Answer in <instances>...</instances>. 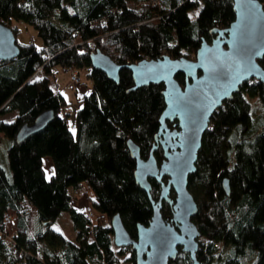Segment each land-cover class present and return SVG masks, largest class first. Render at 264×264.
I'll use <instances>...</instances> for the list:
<instances>
[{"label":"trees","instance_id":"trees-1","mask_svg":"<svg viewBox=\"0 0 264 264\" xmlns=\"http://www.w3.org/2000/svg\"><path fill=\"white\" fill-rule=\"evenodd\" d=\"M264 6V0H260ZM198 7L194 16L191 11ZM235 18L232 0H0V20L32 25L41 45L16 43L19 53L0 58V138L8 137L9 169L0 164V264H135L130 246H116L111 218L118 216L132 237L138 224H148L152 205L134 177L135 159L127 140L149 154L165 106L162 83L133 84L127 67L118 82L91 65L96 48L118 63H133L161 54L193 58L213 28ZM264 68V55L258 59ZM85 68L92 79L80 97L76 124L68 125V105L47 76L51 65ZM181 85L183 73L176 75ZM52 119L16 142V132L44 110ZM176 120L167 125L176 127ZM163 158L159 145L153 151ZM49 154L53 172L45 175L42 156ZM188 188L197 205L192 216L201 232L199 264H264V84L251 77L232 98L224 99L202 134ZM226 177L230 192L222 186ZM152 198L160 183L148 178ZM166 181V176L163 177ZM85 186L88 209L74 205ZM170 196H174L173 188ZM92 209V210H91ZM63 211L76 230L74 239L52 226ZM169 217L172 206L162 201ZM8 215L9 218L5 219ZM169 264H192L187 253Z\"/></svg>","mask_w":264,"mask_h":264},{"label":"water","instance_id":"water-1","mask_svg":"<svg viewBox=\"0 0 264 264\" xmlns=\"http://www.w3.org/2000/svg\"><path fill=\"white\" fill-rule=\"evenodd\" d=\"M235 18L224 28H213L214 37L203 39L193 58L161 54L133 63H118L99 48L90 54L91 65L118 82L119 70L127 67L133 84L128 89L149 83H162L161 93L165 106L159 116V129L149 154L143 158L139 146L131 139L127 145L135 159L134 177L144 189L152 205L148 224H138L137 235L132 237L118 216L111 218L113 241L116 246H130L135 264H168L175 258L178 246L189 252L192 264L196 257L201 232L192 216L197 213V202L188 188V176L196 170L198 149L202 134L213 111L239 90L240 84L254 77L264 84V68L258 59L264 55V6L260 0H232ZM19 53L16 36L10 26L0 20V58L14 57ZM185 76L181 85L176 78ZM53 110L39 113L31 123L24 122L16 132V142L42 129L53 117ZM176 120L175 128L167 120ZM161 145L160 163L154 149ZM166 176V181L163 177ZM149 177L160 183L156 199L150 194ZM227 194L228 179L222 180ZM173 188L175 195L170 196ZM172 206L170 218L161 213L162 201Z\"/></svg>","mask_w":264,"mask_h":264},{"label":"rangeland","instance_id":"rangeland-1","mask_svg":"<svg viewBox=\"0 0 264 264\" xmlns=\"http://www.w3.org/2000/svg\"><path fill=\"white\" fill-rule=\"evenodd\" d=\"M198 10L196 7L194 10L191 11V15L194 16ZM18 25V30L16 31V38L19 42H28L32 41L36 45H41L42 40L37 35L35 28L27 24L25 22L19 21L15 22ZM80 74V82L74 83L70 80V75L68 72L63 70V67L58 64L51 65V71H45L42 69L39 71L38 76H47L50 81V85L56 90L60 91L66 101L69 108L68 114V125L69 127L74 130L76 124V109L81 105L80 97L83 93L87 92L92 84V79L87 75V71L85 68L77 69ZM15 117V111H12L7 114H0V119L9 121ZM11 142V139L8 137L0 138V164L5 168L9 169L8 165V158H7V148ZM42 165L44 167L45 175L47 177L53 172V160L51 155L45 154L42 156ZM85 186H81L77 190L72 188L73 192H76L78 197L75 199L77 200L76 205L79 207L84 206V210L88 209V199L87 194L85 193L84 189ZM92 210V209H91ZM93 212V210H92ZM93 217V215H92ZM52 226L57 230L61 231L66 237L70 239H74L76 236V230L73 226V221L69 216L68 212L63 211L61 212L56 219L53 221ZM129 255V251H126L121 256V263L122 264H131L130 261L127 260Z\"/></svg>","mask_w":264,"mask_h":264},{"label":"built area","instance_id":"built-area-1","mask_svg":"<svg viewBox=\"0 0 264 264\" xmlns=\"http://www.w3.org/2000/svg\"><path fill=\"white\" fill-rule=\"evenodd\" d=\"M153 1H157V0H153ZM63 70L69 73L70 80L72 82H74V83L80 82L81 78H80V74H79V71L77 70V68H75L73 66H63ZM68 111H69V108H68ZM76 202H77V200L74 201V205L76 207H78V209L84 210V206L83 207H79L78 205H76ZM87 214H88L89 217H91L92 216V211L88 210ZM8 218H9V216L6 215L5 219H8Z\"/></svg>","mask_w":264,"mask_h":264},{"label":"flooded vegetation","instance_id":"flooded-vegetation-1","mask_svg":"<svg viewBox=\"0 0 264 264\" xmlns=\"http://www.w3.org/2000/svg\"><path fill=\"white\" fill-rule=\"evenodd\" d=\"M172 128H175V126L174 127H172ZM172 197V196H171ZM174 197V196H173ZM171 205V204H170ZM171 216V215H170ZM170 216L169 217H166V218H170ZM202 238V236H201V234H200V236L197 238V240H198V249L200 248V244H199V241H200V239ZM198 249H197V251H196V257H197V252H198ZM183 253H187L188 254V256H189V252H187V251H185V250H182L181 249V246H178V252H177V255H176V257L175 258H172V259H170L169 260V262L170 261H172V260H175V259H179L180 258V256L181 255H183ZM190 257V256H189ZM197 259H198V257H197ZM169 262H168V264H169ZM198 262H199V260H198Z\"/></svg>","mask_w":264,"mask_h":264},{"label":"crops","instance_id":"crops-1","mask_svg":"<svg viewBox=\"0 0 264 264\" xmlns=\"http://www.w3.org/2000/svg\"><path fill=\"white\" fill-rule=\"evenodd\" d=\"M64 96V95H63Z\"/></svg>","mask_w":264,"mask_h":264}]
</instances>
